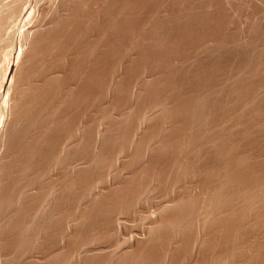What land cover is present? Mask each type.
<instances>
[{
  "label": "rangeland",
  "instance_id": "rangeland-1",
  "mask_svg": "<svg viewBox=\"0 0 264 264\" xmlns=\"http://www.w3.org/2000/svg\"><path fill=\"white\" fill-rule=\"evenodd\" d=\"M0 264H264V0H0Z\"/></svg>",
  "mask_w": 264,
  "mask_h": 264
},
{
  "label": "bare ground",
  "instance_id": "bare-ground-1",
  "mask_svg": "<svg viewBox=\"0 0 264 264\" xmlns=\"http://www.w3.org/2000/svg\"><path fill=\"white\" fill-rule=\"evenodd\" d=\"M29 31H30V30H29ZM29 31H28V32H29Z\"/></svg>",
  "mask_w": 264,
  "mask_h": 264
}]
</instances>
